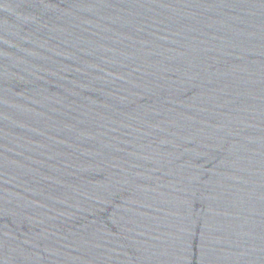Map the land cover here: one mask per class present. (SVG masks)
<instances>
[{
    "label": "water",
    "instance_id": "95a60500",
    "mask_svg": "<svg viewBox=\"0 0 264 264\" xmlns=\"http://www.w3.org/2000/svg\"><path fill=\"white\" fill-rule=\"evenodd\" d=\"M0 264H264V0H0Z\"/></svg>",
    "mask_w": 264,
    "mask_h": 264
}]
</instances>
